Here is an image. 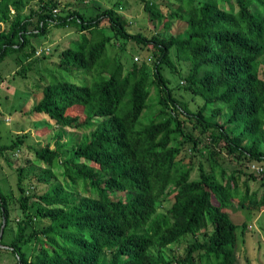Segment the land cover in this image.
I'll return each instance as SVG.
<instances>
[{"label":"trees","instance_id":"trees-1","mask_svg":"<svg viewBox=\"0 0 264 264\" xmlns=\"http://www.w3.org/2000/svg\"><path fill=\"white\" fill-rule=\"evenodd\" d=\"M142 1L166 19L162 31L132 33L117 4L87 17L57 14L59 0H37L26 14V0H0V23L9 24L0 30V61L33 57L31 38L51 27L86 35L60 53L31 109L81 136L62 143L59 132L55 147L33 146L48 187L29 193L25 168L17 169L20 219L0 185L1 243L16 264H238V227L226 207L237 200L264 210V0H182L166 14ZM174 20L184 30L162 35ZM132 41L144 53L129 64L122 59ZM165 67L179 76L176 87ZM27 136L0 142V155Z\"/></svg>","mask_w":264,"mask_h":264},{"label":"rangeland","instance_id":"rangeland-1","mask_svg":"<svg viewBox=\"0 0 264 264\" xmlns=\"http://www.w3.org/2000/svg\"><path fill=\"white\" fill-rule=\"evenodd\" d=\"M36 2L37 0H26L25 14L29 12L30 6L36 4ZM147 2L152 3L155 8L166 14L170 7L180 5L182 0H147ZM59 3L60 5L56 10L57 14L65 16L70 10H78L87 17L94 16L97 11L117 4L116 9L127 19L128 29L132 33L141 32L149 36L152 33L156 34L162 31L166 20L156 19L152 13L145 9L142 0H59ZM8 27L9 24L0 23L1 31L8 30ZM184 28L185 23L183 21L174 20L172 26L161 34H178ZM79 32L78 27L73 25L51 27L46 35L31 38V41L38 48L33 57H26L22 53H10L4 60L0 61V142L8 145L16 135H28L24 144H20L15 150H5L3 155H0V185L6 193L12 194V198H9L12 219L18 220L22 216L17 201L19 195L17 169L19 167L25 168L24 181L29 193H41L48 187V181L42 179L45 165L37 161L33 146L49 144L51 147H55L57 133L59 132L62 134V143H67L74 137L79 138L82 134L81 129L60 127L53 122L44 123L47 119L45 114H31L32 107L42 97L41 89L39 90L38 86L47 82L46 75L58 63L63 49L77 38L78 41H83L86 35ZM121 43L118 41L116 46H109L108 54L111 58L120 53ZM141 47H143V44L134 41L129 42L122 60L130 64L132 55L134 59L140 57L141 52L144 53ZM172 55L177 67L184 69V73L187 72L188 63L176 59V50H173ZM29 63H31L30 67H28ZM23 68H26L25 72L22 71ZM263 70L264 63L261 72ZM163 72L171 80V87H176L179 76L174 75L171 69L167 67L164 68ZM174 93L182 100L187 101L190 99V95L184 90L175 88ZM150 104L154 108L153 111H156L158 107L157 91L154 87L151 88ZM228 166L233 167V164L229 162ZM54 170L60 171L62 168H55ZM193 176H197L196 169ZM259 184L257 181H251L253 189L257 188ZM119 195H123V192H120ZM226 209H229V214L238 227L237 263L264 264V210L240 207L237 200L228 205ZM3 220L4 217L2 218L0 213V223ZM244 224L247 226L245 232L243 231ZM10 229L11 231L8 232L6 240H9L13 234L15 221L11 222ZM1 239L0 264H16L18 257L9 250V247L1 243ZM174 249L176 250V246H174ZM183 250L184 246L176 252L181 253Z\"/></svg>","mask_w":264,"mask_h":264},{"label":"water","instance_id":"water-1","mask_svg":"<svg viewBox=\"0 0 264 264\" xmlns=\"http://www.w3.org/2000/svg\"><path fill=\"white\" fill-rule=\"evenodd\" d=\"M5 225H6V218L4 217L3 224H2V228H1V230H0V239L2 238V235H3V232H4ZM2 246H3V245H2ZM6 247H8V246H6Z\"/></svg>","mask_w":264,"mask_h":264},{"label":"built area","instance_id":"built-area-1","mask_svg":"<svg viewBox=\"0 0 264 264\" xmlns=\"http://www.w3.org/2000/svg\"><path fill=\"white\" fill-rule=\"evenodd\" d=\"M56 10H57V9H56ZM56 10H55V11H56ZM259 170H262V169H259Z\"/></svg>","mask_w":264,"mask_h":264}]
</instances>
